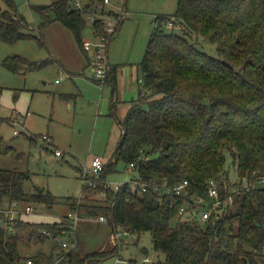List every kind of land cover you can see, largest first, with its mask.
Instances as JSON below:
<instances>
[{"label": "trees", "instance_id": "1", "mask_svg": "<svg viewBox=\"0 0 264 264\" xmlns=\"http://www.w3.org/2000/svg\"><path fill=\"white\" fill-rule=\"evenodd\" d=\"M6 1L7 7L0 6V43L35 38L45 45L43 29L59 20L87 51L82 31L92 10L75 9L72 0L34 4L42 16L35 27L18 12L14 0ZM88 5L107 9L104 0H88ZM168 20L180 31L165 26ZM92 23L95 36L105 33L102 18ZM202 41L214 43L216 55L201 48ZM50 62L19 53L3 59L8 69L21 74ZM140 65L139 96L130 100L123 119H118L112 102L121 135L101 173L106 178L119 162L126 170L134 162L127 171L137 182L136 192L130 181L117 190L102 182L95 187L84 183L82 194L70 198L69 210L79 216L104 214L112 230L128 231L130 237L150 231L154 248L165 253L158 264H264V185H249L264 177V0H177L173 13L156 14ZM113 71L110 68L104 82L113 80ZM4 120L1 116L0 124ZM30 138L35 140L34 135ZM6 144L0 140V151L12 148ZM227 154L236 165L237 180L231 181L225 168ZM29 177L25 170L0 167V204L6 199L52 206L56 195L42 187L28 190ZM184 179L189 192L172 189ZM211 179L218 183L221 197L232 195L234 204L214 208L203 220L202 212L191 206L196 205L195 196L208 197ZM141 183L146 190L138 194ZM95 192H104V198L95 197ZM184 204L187 211L178 216ZM70 229L67 213L59 221L41 222L22 215L10 220L0 211V264H15L28 256L49 264L59 253L66 254L68 264H95L118 253L124 243L93 256L76 247L64 250L59 242L58 250L21 252L25 237L29 243L41 242Z\"/></svg>", "mask_w": 264, "mask_h": 264}, {"label": "rangeland", "instance_id": "2", "mask_svg": "<svg viewBox=\"0 0 264 264\" xmlns=\"http://www.w3.org/2000/svg\"><path fill=\"white\" fill-rule=\"evenodd\" d=\"M14 1L18 12L35 27L39 26L42 16L32 5L51 2ZM7 3L0 0L3 8L8 6ZM108 6L119 12L125 10L118 33L108 44L111 69L116 65L113 80L104 82L103 77L96 76L94 47L88 51V58L73 31L59 20L51 21L43 29L45 45L35 38L0 43V117L5 119L0 124V140L12 147L8 152L0 151V167L29 172L30 177L26 179L28 190L42 187L57 198L52 206L33 202L35 209L30 213H25L24 203L15 206L23 211L22 217L26 219L59 221L70 209V198L82 194V165H86L95 155L105 161L113 155L121 127L112 114V102L117 100V115L123 119L130 100L139 96L140 62L155 24V16L173 13L177 0H110ZM172 28L180 31L179 27ZM82 36L83 39L96 41L92 21L87 19ZM200 47L210 54L217 53L216 45L212 42L202 41ZM13 53L30 60L47 59L51 62L21 74L3 64L4 57ZM61 93H67L72 98H63ZM30 135H34L35 140H31ZM43 135L49 137L43 139ZM124 167L121 161L116 171L107 174L106 180L112 186L132 177ZM225 168L231 181L238 179L230 154H227ZM93 195L103 199L105 194L95 192ZM6 202L4 199L0 206H7ZM77 221L78 226L71 233L60 231L55 236L49 235L44 241L34 243H29L25 237L20 244L21 252H50L53 248L57 250L56 244L59 242L61 245L63 240L70 242L67 250L76 247L90 256L114 248L107 221H101L98 216H79ZM147 255L151 260H144ZM164 258L165 253L154 248L151 232L145 231L140 238L129 237L121 244L118 253L102 258L95 264H158Z\"/></svg>", "mask_w": 264, "mask_h": 264}, {"label": "built area", "instance_id": "3", "mask_svg": "<svg viewBox=\"0 0 264 264\" xmlns=\"http://www.w3.org/2000/svg\"><path fill=\"white\" fill-rule=\"evenodd\" d=\"M104 2L107 4L106 12L101 11V9L100 10L91 9L90 5H88V0H72L73 8L79 9L81 11L87 10V8L89 10H92L87 12L86 18L88 20L94 22L96 19L102 18L105 27V33L97 34L96 41H92L91 39H85L84 47L86 49H92L94 47L95 58L93 64L95 66L96 76L98 78L103 77L105 79L111 68L110 62L108 61V44L110 42V38L112 34L117 32L118 25L124 19L125 10L122 12L116 11L108 6L110 0H104ZM164 25L170 28L175 26L173 20H168L167 22L164 23ZM15 132L18 131L15 130ZM43 138L47 139L48 136L43 135ZM58 152L60 151L58 150ZM105 163H106L105 160H103L101 156L99 155L93 156L91 161H89L86 165H82L81 167L80 173L83 178V181L85 184L91 185L93 187L97 186L98 182H102L106 187H111L117 190L120 188L123 182H117L114 186H112L110 181L106 180V178L101 177V173L105 168ZM133 167H134V162H131L127 167V170L130 171L132 170ZM128 181L131 182L132 190L136 192L135 185L137 182L131 180V178ZM188 184H189L188 179H184L183 181H180L178 184H176L172 189L176 190L177 192H183V191L189 192V189L187 188ZM258 184L264 185V177H260L256 181L249 182V185L251 187H255ZM145 190H146V185L141 183V187L139 188L137 193L142 194V192ZM207 193H208V197H204L200 195L195 196L194 202L196 203V205L191 206V210L193 211L200 210L202 212L201 218L203 220L211 215V212L214 208H221L234 204V197L232 195H229L228 197L225 198L221 197V192L218 183L213 179L209 181ZM130 198L134 200V197L130 196ZM202 202H204V205H199ZM20 203L21 202L15 200L9 203L7 206L1 207L0 211L4 212L5 216H7L10 220H13L21 216L23 213L21 209L15 207L18 206ZM23 208L25 213H30L35 209L33 204H26L23 206ZM186 211H187V205L184 204L179 208L177 215L181 216ZM67 217L71 220L72 229L66 232L71 233L72 230L77 227V222H78L77 220L79 218V214L77 213L76 210H69L67 213ZM98 218L103 221H108V218L104 214H100ZM44 232L49 233L50 231L44 229ZM111 235L114 244L118 245L121 242H126L128 238L131 236V233L128 231H123L121 229H118L117 231L112 230ZM61 245L62 248L66 250L69 248L70 242L67 240H63ZM144 260L146 261L151 260V257L147 255ZM15 264H43V263L33 258L32 256H28L20 261H17ZM49 264H68L66 260V254L65 253L57 254Z\"/></svg>", "mask_w": 264, "mask_h": 264}, {"label": "crops", "instance_id": "4", "mask_svg": "<svg viewBox=\"0 0 264 264\" xmlns=\"http://www.w3.org/2000/svg\"><path fill=\"white\" fill-rule=\"evenodd\" d=\"M84 40H85V38H84ZM89 50H91V49H87V56H88V51ZM88 58H89V56H88ZM90 60V59H89ZM110 65H111V63H110ZM112 66V65H111ZM114 67V71L112 72L113 73V78H115L116 77V65H113ZM140 80H141V76L139 77V82H140ZM56 81H58V79H56ZM115 100V99H114ZM115 101H117V100H115ZM116 107H117V104H116ZM115 107V110H116V114H117V108ZM128 108H129V106H128ZM128 110V109H127ZM126 110V111H127ZM16 112H14L13 114H12V116H14V114H15ZM118 116V115H117ZM117 119V118H116ZM118 119H122V118H119V116H118ZM17 121V120H16ZM48 137H49V135H47ZM44 139V138H43ZM7 203V205L9 204L8 202H6ZM4 206V205H3ZM101 221H103V220H101ZM108 223H109V229H110V239H111V241H112V243H114L113 242V240H112V235H111V233H112V227H111V224H110V222L109 221H107ZM78 226V225H77ZM107 244V243H106ZM106 246V245H105ZM58 250V249H57Z\"/></svg>", "mask_w": 264, "mask_h": 264}]
</instances>
